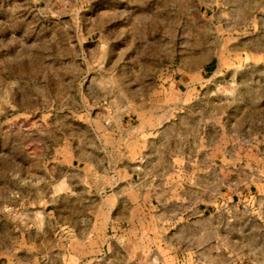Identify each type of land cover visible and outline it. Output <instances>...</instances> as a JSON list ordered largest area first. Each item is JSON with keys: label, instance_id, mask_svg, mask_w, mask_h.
I'll return each mask as SVG.
<instances>
[{"label": "rangeland", "instance_id": "obj_1", "mask_svg": "<svg viewBox=\"0 0 264 264\" xmlns=\"http://www.w3.org/2000/svg\"><path fill=\"white\" fill-rule=\"evenodd\" d=\"M167 204L207 205L200 239ZM245 204H264V0H0V264L215 261L226 211L242 253Z\"/></svg>", "mask_w": 264, "mask_h": 264}, {"label": "crops", "instance_id": "obj_2", "mask_svg": "<svg viewBox=\"0 0 264 264\" xmlns=\"http://www.w3.org/2000/svg\"><path fill=\"white\" fill-rule=\"evenodd\" d=\"M171 134V132H164L160 131L157 135L162 134ZM98 146L88 145L87 146V152L90 157H95L97 159V162L103 167L106 168L108 165L109 168L115 166V169L118 167L116 166L118 162H114L113 157H103L101 159V156L97 152ZM98 164V163H97ZM95 167V165L93 164ZM95 171L97 170L96 167L94 168ZM109 174H112L111 171H109ZM206 204H167V207L170 208H176L178 211L175 213L176 216H178L179 219V230H181V235L179 236V239L182 242L185 241H197L202 236V227L200 225V219L202 218V209L205 207ZM246 210L248 213V218L243 221V225H253L252 228H248L246 233H248V238L246 241V244H243L242 247V253L235 252V248L233 245L234 237H233V229H234V218L231 215H228V211L225 212L224 217H222L219 221H216V224H219L221 227L224 226V236H219V234L216 232L214 234L213 239L217 241V245L215 247V253L213 256L217 258L215 261H210V258H203L200 252H198V248L196 245H193V248L188 249L187 256L189 257L188 264H234V258L235 256L242 255L246 261L242 262V264H264V204H245ZM207 206V205H206ZM116 207V206H115ZM186 208H193L194 214L197 216V221H194L193 224L196 226L195 231L196 233L193 234V238L190 236L185 235V231L187 229V222H186ZM226 208H228V204H226ZM257 214V217L254 216ZM216 217V214H213ZM213 216V217H214ZM182 222V223H181ZM181 223V224H180ZM255 224L258 225V232L256 234H253L255 231ZM188 230L191 231V228L188 224ZM254 238H251L253 237ZM186 254L184 253L183 256ZM190 258L192 261H190ZM185 264V262H184Z\"/></svg>", "mask_w": 264, "mask_h": 264}]
</instances>
